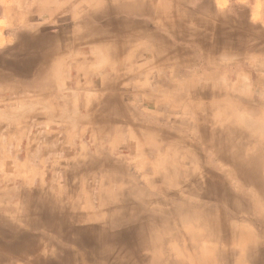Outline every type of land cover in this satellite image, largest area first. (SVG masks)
Returning <instances> with one entry per match:
<instances>
[{"label": "clouds", "instance_id": "obj_1", "mask_svg": "<svg viewBox=\"0 0 264 264\" xmlns=\"http://www.w3.org/2000/svg\"><path fill=\"white\" fill-rule=\"evenodd\" d=\"M213 3L214 13L204 7L205 0H181L177 5L182 25L179 46L167 36L156 34L153 28H141L136 36L143 42L142 48L154 45L170 52L172 62L187 69L184 89L145 85L159 104L175 105L187 112L186 127L199 128L204 137L199 146L188 145V164L179 173L162 170L157 179L154 174L128 168L123 160L112 156L109 133L114 122L110 117L118 120V115L116 110L105 111L106 97L117 84L127 87L121 83L127 75V52L113 47L110 59L103 66L98 65L92 58L93 48L103 42L95 39L91 20L67 21L71 28L63 43L69 58L73 55L81 58V71L90 82L86 88L69 90L60 86L52 59L31 79L0 68V145L5 162L0 191L6 209H19L15 214L19 218L2 216L10 222L9 227L17 232L31 231L30 196L39 190L61 210L78 215L81 224H98L112 231L129 224L141 225L140 261L123 250L106 247L103 253L106 259L101 264H172L175 257L167 229L170 209L193 202V189L202 187L201 170L209 167V159L219 158L225 166L240 172L248 158L264 156V83L256 92H234L222 86L224 77L220 75L230 65L264 66V43L250 38L242 51L231 47L205 48L202 35H212L210 30L214 31L221 20L235 15L234 9L244 7L242 0H213ZM249 23L253 29L258 26L256 36L264 37V21H254L250 15ZM77 45L80 47L74 53ZM204 65L216 71L194 76V66ZM92 80L97 81L95 86L91 85ZM194 88L210 91V98L197 93L194 102L191 94ZM88 95L95 97L94 104L87 102ZM126 109L134 120L132 110ZM205 116L215 123L203 119ZM205 128L210 133L208 138L202 131ZM9 160L17 166L12 175ZM109 162L112 167L107 166ZM45 176L50 177L47 182ZM224 186L235 203L238 197L231 185L225 181ZM82 201L87 202L90 210L91 205L96 206L101 222L79 215ZM129 204L131 207H126ZM54 239L42 242V256ZM77 255L79 264H88L83 253ZM34 259L0 244V264H33Z\"/></svg>", "mask_w": 264, "mask_h": 264}, {"label": "bare ground", "instance_id": "obj_2", "mask_svg": "<svg viewBox=\"0 0 264 264\" xmlns=\"http://www.w3.org/2000/svg\"><path fill=\"white\" fill-rule=\"evenodd\" d=\"M31 1L37 9L36 12L41 15L45 13L51 16L59 15L60 10L64 7L65 11L72 12L74 23L91 20L95 25L93 28L95 39L103 42L94 45L93 54L96 55V58L106 53L110 59V49L113 47L126 50L128 59L143 58L146 60L144 67L140 62L137 63L139 64L138 69L143 70L139 72L145 77H149L150 69L153 71L168 67L166 63L171 59L162 57L158 50L149 52L148 49L141 47L143 42L136 38L137 33L141 28L150 29V27L146 23L143 25L141 21L139 22L141 25H139L137 19L148 12L147 14L152 19L164 18L166 22L170 23L167 25L171 30L173 28L182 30V25L179 27L180 23H178L180 12L177 7L181 0H63L64 5L62 6L56 3V0ZM204 7L215 12L211 1H207ZM112 14L116 15L114 19L106 17ZM256 30L258 27L253 29L247 25L239 26L228 16L221 20L214 31L210 30L212 35H202L201 39L205 48L209 50L231 47L242 51L250 38L264 43V37L255 35ZM249 32L251 35L247 34ZM18 35L19 33L16 37ZM61 38L65 41L67 39L64 35L56 37L53 47H56L57 50L62 48L68 52L65 45L58 42ZM56 42L60 44L58 47ZM89 45H92V41H89ZM79 47L80 45H77L75 49ZM156 48L154 49L156 50ZM125 59L128 61L126 57ZM176 69H180L179 73L186 71L185 68L178 66ZM161 77L158 80L160 81L158 85L162 88L169 85L178 89L186 87L183 81L175 80L173 84V81L169 82ZM76 85V90L81 89L80 83ZM222 86L234 92L241 91V84L232 86L223 81ZM145 87L129 92L112 89L106 97L105 111L116 110L118 115V120L110 117L114 123L109 135H115L110 151L112 154V151L117 150L119 133L124 131L123 136L128 144L125 151L127 150L129 154L126 157L125 155L112 156L123 160L126 166L134 171L154 174L159 179L162 170L182 172L188 164V145L199 146L204 142V137L199 128L186 127L188 113L175 105L167 107L163 111L164 113H159L158 110L155 112L146 110L143 115H146L148 119L143 121L138 117L137 110L131 109L135 119H130L126 106H123L125 103L123 98L126 93L134 98H141L142 95L145 101L152 103L158 109L162 110L164 106L153 99L150 89ZM197 93L205 99L211 96L210 91L201 92L199 88H194L191 93L194 102ZM120 95L121 97H117ZM90 97L91 95H88L87 99L88 103L92 105L95 97ZM172 113H175L176 117ZM167 118L174 121L172 128L162 123L163 119ZM203 119L215 123L211 121L210 116H205ZM202 131L208 138L209 130L205 128ZM210 161L212 168L201 170L202 187L193 189L194 194L191 197L193 202L186 207L170 209L167 229L170 232L169 240L173 245V256L175 257L172 264H246L247 262L254 264L260 257V253L264 251V202H262L264 200V156L254 155L248 158L245 162L246 167L240 168V172L228 168L219 158H210ZM107 166L112 167V162H109ZM225 181L231 185L238 197L235 203L232 194L225 189ZM51 205L47 224L57 231L54 236L65 238L67 243L74 248L76 255L77 252L84 254L88 264H101L106 259L103 255L106 247L123 250L125 253L132 254L137 261L141 260V225L139 223L125 225L116 231L105 230L98 224H81L78 215H74L67 209L61 210L55 204ZM126 207L130 208L131 205ZM79 209V215L97 223L101 222L95 205H91L90 210L87 202L82 201ZM231 251L232 254L236 253V261L233 260ZM79 260L77 255L74 262L69 263L67 260H62L60 264H79Z\"/></svg>", "mask_w": 264, "mask_h": 264}, {"label": "rangeland", "instance_id": "obj_3", "mask_svg": "<svg viewBox=\"0 0 264 264\" xmlns=\"http://www.w3.org/2000/svg\"><path fill=\"white\" fill-rule=\"evenodd\" d=\"M207 1H211V6L213 10H215L213 0H205L204 5L207 4ZM55 2L61 6L64 5L63 0H56ZM242 2L244 4V7L234 9L235 15L229 16L230 20L234 21L239 26L240 25L251 26L249 23L250 15L254 21L257 22L264 21V0H242ZM36 10L37 9L35 5L32 4L31 0H0V32L2 35L0 39V45L4 47L5 45H10L12 41L14 42L16 41L14 44H11L13 48L24 50L33 47L36 51L47 52L46 55L43 54L44 58L40 62L41 68H37V66L35 65L36 60H31L30 62H27L25 64H21L19 62L20 64L17 65L18 70L20 73L26 74V75L23 74L24 77L32 78V76H34L37 71L41 70L44 66H46L49 63L48 61L49 60L51 61L52 59L54 64V72L57 78V83L63 82L62 80L59 79V72H61L62 69L63 70L67 69V74L69 75V79H71V82L75 84V88H77L76 84L78 83L81 84V89L86 88L90 82L88 79H86L85 73L81 71V65H82L81 58L75 55L69 58V52H67L66 60H64L62 59L63 57L61 56L62 54L61 51H63V49L61 48V51H59L56 49V47H53L54 44L53 41L54 39H56V37L60 35H64L67 38V33L70 31L71 28L70 23H67V21L74 20L72 12L71 11L68 12V10L65 11L63 7L60 10L59 15L56 14L55 16H51L46 13L41 15L37 13ZM145 13L146 14L144 16L137 19L138 23L140 21L143 23V25L146 23V25L149 26L150 29L153 28L156 30V34L161 36H167L168 38H170L172 42L176 43L178 46L180 45L181 30H179V28H173L171 30L168 26L170 25V23L166 22L164 18L158 17L156 19L155 18L152 19L151 16L147 14L148 12ZM106 17L108 19H114L116 15L112 14V15H107ZM178 23H180L179 25L180 27L181 21H178ZM139 25L141 24L139 23ZM159 29H161V31H159ZM38 30L41 32L37 33L36 31ZM48 30H54V31L60 30V32H64V33L53 35V34H49L47 32ZM17 33H19V35L16 37ZM247 34L249 35L250 32ZM55 44L58 45L59 43L56 42ZM246 47L247 44L244 46L243 49H245ZM154 48L155 46L153 45L150 48H146V49H148L149 52H156L158 50V52L162 57L169 58L171 56L170 52H165L160 48H156L155 50ZM76 50L77 49L74 48L73 52L75 53ZM58 52L60 53L58 54ZM47 56H48V60L45 58ZM53 57H55L54 60ZM92 58L95 59L96 55L92 54ZM126 58L128 59V55H126ZM138 59L139 60L128 59V63L126 65L127 75L123 80H121V83L127 85V87L121 88L120 85L117 84L116 86L113 87L115 91H120L121 89V91L123 92L124 91L129 92V91L137 90V88L142 89V87H144L145 85L158 84L160 82L158 81L160 76H162L161 78L163 80L169 82L175 80L182 82L187 73V69L186 71L184 70L181 71V73H179L180 69H176L177 67L175 66L176 64H174L172 60H168L166 63L168 67H165L163 69L159 68V70H153V71L149 68L150 69V71L148 72L149 77H145L144 74L141 75L140 72H142L143 70L138 69L139 64L137 63L140 62V64L143 65L144 67V63H146V60L143 58H138ZM108 60L109 59L106 53L101 54L98 58L95 59L96 63L100 66H103ZM131 60L133 61V63ZM194 68H195V71L193 73L194 76H205L206 74L210 75L211 73L216 71V69L211 68L207 65H204L203 67L194 66ZM220 75L224 77V81L227 84H230L232 86L241 84V91L248 90V91L256 92L260 90L259 85L261 83H264V66L259 64H256L255 66H251V67H244V66L238 67L235 65H230L223 68L220 72ZM95 82L97 83V81ZM136 83H139V85H136ZM91 84H93V80L91 81ZM129 95L130 94L127 93L125 94L123 98L125 100V103L123 106L126 107L129 106L130 109H136L138 117L141 119V121L148 119L146 115H143V112H145L146 110L148 112H155L158 110L159 113H164L163 111L167 108L164 106L162 110L156 108L154 105H152V103L150 104L147 101H145L144 96L142 95L141 98H134L132 95L130 96ZM93 97L94 96L91 95L90 98ZM117 97H121V95ZM172 114L173 116L175 115V113ZM174 117H176V115ZM170 120H168V118L163 119L162 123L165 126H169L172 128V123L174 121L173 120L170 121ZM119 134L120 136L118 140V146H116L117 150L112 151V155H125L126 157L129 154V152L127 150L125 151V147H128L127 146L128 144L125 142V138H124L125 136H123L124 131L120 132ZM114 136H115L114 134L110 136L111 145L112 142H114ZM207 168L208 170L212 168L210 159H209V167ZM47 177L48 178L47 180H45V182H47L50 179L49 176ZM262 202H264V200ZM43 228H44L43 231H41L42 235L38 236L37 229H41V228L38 227L37 223H35V231H34L35 234L33 236L34 241L29 246V248H27V250H22L17 247L14 248L11 247V249H13L17 254H20L21 251H28L32 253L31 256L36 258L34 259L33 264H60L62 260H67L69 263L74 262L73 260L77 259L76 252L74 248L67 243L65 238H63L62 236L60 238H56L54 234L57 231L55 230V228L54 229L50 228L48 224L43 225ZM45 235L48 236L44 237ZM43 237L44 239H42ZM53 237L55 239L51 241V246L45 247L43 252L44 256H42L41 253L44 248V243L42 242L45 241L48 242ZM65 245H67V247H65ZM49 254H51L52 256H49ZM260 254H261L260 257L257 258L258 260H256L254 264H264V251H262ZM232 255L234 257L233 260L236 261L235 259L236 253ZM246 264H249V262H247Z\"/></svg>", "mask_w": 264, "mask_h": 264}, {"label": "crops", "instance_id": "obj_4", "mask_svg": "<svg viewBox=\"0 0 264 264\" xmlns=\"http://www.w3.org/2000/svg\"><path fill=\"white\" fill-rule=\"evenodd\" d=\"M37 33L41 31H36ZM49 34H59V33H64L60 32V30H48L47 31ZM2 35L0 32V39ZM59 43H65V39H62L58 41ZM15 42L12 41L10 45H5L2 47L0 45V68H3L5 71H12L14 74L20 75L22 78H27L31 79L30 77H24V73H20L18 70V66L20 63L25 64L27 62H30L31 60H36L35 65L37 68H41L40 62L44 58V55L47 54V52H39L36 51L33 47L28 48V49H17L13 48L11 44H14ZM6 48V49H4ZM4 49V50H3ZM61 51V49H58ZM62 54L61 56L63 57L62 59L66 60V54L67 52L65 50L61 51ZM60 52H58L59 54ZM44 54V55H43ZM38 57V58H37ZM60 57V55H59ZM48 60V56L45 57ZM55 57H53V60ZM20 62V63H19ZM50 62V60L48 61ZM24 66V65H23ZM24 74V75H23ZM59 79L62 80L63 82H58V84L62 87H65L69 90H76L75 89V84L71 82V79H69V75L67 74V69L59 72ZM71 82V83H70ZM96 82L93 80V84L95 85ZM94 103V101H93ZM8 168H9V175H12L13 172L16 171L17 166L13 164L12 160L8 161ZM5 170V162H4V149L3 146L0 145V186L3 184V171ZM47 176H45V180H47ZM3 192L0 191V244H3L6 248L8 247H17L22 250H27L29 246L32 244L34 241L33 236H34V231H35V223L38 224V227L41 229H37L38 231V236H41L43 231V225H46V220L49 215V209L52 207L51 204H54L49 198H47L44 194H42L39 190L34 191L31 196H30V204H29V216H28V222L31 227V231L28 230H19L14 231L11 227H9L10 222L7 220L8 219H14V218H19L15 214L19 212L18 208H5L4 202H3ZM7 216V218L2 217V216ZM48 235H45L46 237ZM44 237L42 239H44ZM11 241V245H9L7 242ZM47 242V241H45ZM44 242V243H45ZM27 253V255L31 256L32 253L28 251H21L20 254Z\"/></svg>", "mask_w": 264, "mask_h": 264}]
</instances>
